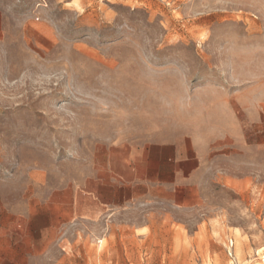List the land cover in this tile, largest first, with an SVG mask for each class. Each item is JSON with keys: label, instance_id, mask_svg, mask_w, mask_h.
<instances>
[{"label": "rangeland", "instance_id": "obj_1", "mask_svg": "<svg viewBox=\"0 0 264 264\" xmlns=\"http://www.w3.org/2000/svg\"><path fill=\"white\" fill-rule=\"evenodd\" d=\"M251 84L264 0H0V264H264V148L221 139ZM168 141L193 181L134 182Z\"/></svg>", "mask_w": 264, "mask_h": 264}, {"label": "crops", "instance_id": "obj_2", "mask_svg": "<svg viewBox=\"0 0 264 264\" xmlns=\"http://www.w3.org/2000/svg\"><path fill=\"white\" fill-rule=\"evenodd\" d=\"M256 86L247 85L229 95L226 102L230 104L233 100V106L230 104L232 123L230 133L223 134L221 139L229 135L233 145L240 141L249 147L256 146L252 142L258 138L261 143L257 146L264 148V89L256 90ZM207 155L191 143H150L136 153V162L129 169L134 182L172 189L191 183Z\"/></svg>", "mask_w": 264, "mask_h": 264}, {"label": "built area", "instance_id": "obj_3", "mask_svg": "<svg viewBox=\"0 0 264 264\" xmlns=\"http://www.w3.org/2000/svg\"><path fill=\"white\" fill-rule=\"evenodd\" d=\"M230 245H232V242L230 241Z\"/></svg>", "mask_w": 264, "mask_h": 264}]
</instances>
